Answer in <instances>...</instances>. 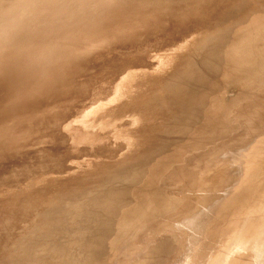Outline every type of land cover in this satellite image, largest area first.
I'll return each instance as SVG.
<instances>
[{
	"label": "rangeland",
	"instance_id": "obj_1",
	"mask_svg": "<svg viewBox=\"0 0 264 264\" xmlns=\"http://www.w3.org/2000/svg\"><path fill=\"white\" fill-rule=\"evenodd\" d=\"M0 264H264V0H0Z\"/></svg>",
	"mask_w": 264,
	"mask_h": 264
}]
</instances>
